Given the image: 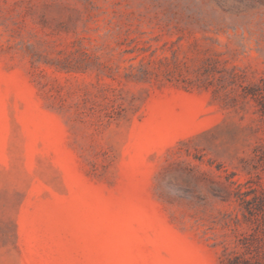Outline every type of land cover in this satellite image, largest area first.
Wrapping results in <instances>:
<instances>
[{"label":"rangeland","instance_id":"obj_1","mask_svg":"<svg viewBox=\"0 0 264 264\" xmlns=\"http://www.w3.org/2000/svg\"><path fill=\"white\" fill-rule=\"evenodd\" d=\"M261 196L264 0H0V264H220Z\"/></svg>","mask_w":264,"mask_h":264},{"label":"trees","instance_id":"obj_2","mask_svg":"<svg viewBox=\"0 0 264 264\" xmlns=\"http://www.w3.org/2000/svg\"><path fill=\"white\" fill-rule=\"evenodd\" d=\"M254 202H256L255 208L262 213L264 221V196ZM260 232L262 236L260 241L253 239V235L240 239L241 254H229L223 251L220 264H264V229H260Z\"/></svg>","mask_w":264,"mask_h":264}]
</instances>
